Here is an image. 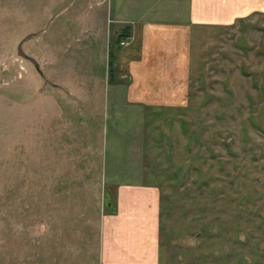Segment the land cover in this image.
<instances>
[{
    "label": "rangeland",
    "instance_id": "obj_1",
    "mask_svg": "<svg viewBox=\"0 0 264 264\" xmlns=\"http://www.w3.org/2000/svg\"><path fill=\"white\" fill-rule=\"evenodd\" d=\"M118 1L0 0V264H101ZM151 114L160 264H264V15L203 31L183 113Z\"/></svg>",
    "mask_w": 264,
    "mask_h": 264
},
{
    "label": "crops",
    "instance_id": "obj_2",
    "mask_svg": "<svg viewBox=\"0 0 264 264\" xmlns=\"http://www.w3.org/2000/svg\"><path fill=\"white\" fill-rule=\"evenodd\" d=\"M109 10L106 15L103 8L99 24L104 43L116 42L114 49L109 45L105 89L109 205L101 219L100 262L160 264L161 191L145 181L147 115L160 120L158 132L162 119L172 122L183 113L194 41L207 29L264 15V0H119Z\"/></svg>",
    "mask_w": 264,
    "mask_h": 264
},
{
    "label": "built area",
    "instance_id": "obj_3",
    "mask_svg": "<svg viewBox=\"0 0 264 264\" xmlns=\"http://www.w3.org/2000/svg\"><path fill=\"white\" fill-rule=\"evenodd\" d=\"M122 45H126V42H122Z\"/></svg>",
    "mask_w": 264,
    "mask_h": 264
},
{
    "label": "trees",
    "instance_id": "obj_4",
    "mask_svg": "<svg viewBox=\"0 0 264 264\" xmlns=\"http://www.w3.org/2000/svg\"><path fill=\"white\" fill-rule=\"evenodd\" d=\"M162 215V214H161Z\"/></svg>",
    "mask_w": 264,
    "mask_h": 264
}]
</instances>
